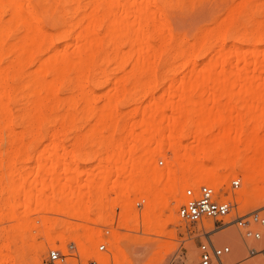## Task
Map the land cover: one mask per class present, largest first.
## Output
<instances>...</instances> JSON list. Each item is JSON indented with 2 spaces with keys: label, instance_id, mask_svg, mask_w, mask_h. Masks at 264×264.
<instances>
[{
  "label": "bare ground",
  "instance_id": "6f19581e",
  "mask_svg": "<svg viewBox=\"0 0 264 264\" xmlns=\"http://www.w3.org/2000/svg\"><path fill=\"white\" fill-rule=\"evenodd\" d=\"M73 1L76 3L74 5L72 4V7H69L71 10H68L66 8L68 6L65 7L64 5L72 3V0L68 3L65 0H0V146L6 141L10 143V147L12 146L18 149L23 147L25 149L24 146L26 147L27 144L22 145L23 143L21 142L24 138H26V141L30 138L34 142V138L38 141L37 138L42 140V138L47 137L53 143L58 133L56 130H52L53 132H51L44 124L46 125L51 119L56 120L59 118L65 122L73 121L77 117L73 110V108H77V97L75 100L70 92L63 96L59 94L62 88L65 89L67 87V83H73L72 81H68H70V76L73 78L74 75L79 77L75 78L74 76L76 79L74 83L80 87L77 93L82 91L79 94L80 97L77 95L78 99L82 100L81 107L94 116L91 131L89 130V132L81 136L88 138V140L90 137H93L90 140L96 137L97 139L95 140H99L102 143L107 136V134H105L106 136L104 135L103 129L106 128L105 131L108 133L107 128L109 127L111 130V126L113 128L112 130H114L121 125V116L122 118L125 117L123 116L124 113L120 112L121 109H118L119 104L124 102H126V105L127 102L128 104L134 103L137 97H135V94L138 95L137 92L142 96L152 94L151 92H153L152 90L156 86L153 88L152 85L154 83L152 84L151 81L153 82L154 79L158 81L160 78L155 77L157 76L155 75L157 62H161L160 64L162 65H159V67L162 66L161 68L167 74L174 68L176 71V67H179V65L188 66L187 68L189 69L185 67L188 72L187 77L186 75L183 78L179 76L181 80L177 84L174 81L176 78L170 76V80L173 78L172 81L176 85H173L172 83L174 82L170 81L171 83L169 82L168 87L166 84L163 86L166 87L164 88V92L162 90L163 95L160 92L156 95L157 99H154V97L150 100L148 99L146 104L139 105L141 106L139 112L140 117L136 121L137 125L140 126L138 131L131 126L119 138H114L109 135V132L108 135L111 137H108L109 139L107 138V140L105 139L107 142L102 143V145L105 148H111L109 149L110 152L104 157V162L96 167L97 173L102 172V174L99 173L102 177L104 175L103 182L106 183V179L115 171L117 173H124L128 169V165L126 164L129 163V170L126 172L129 176L134 175L133 172L136 173L138 171L136 169L140 166L138 165L139 162L142 165L141 169L139 168L138 173H136L137 175H134L138 179H132H135L133 180V184L135 185L133 189L140 192L142 196L135 201L143 203L144 198L146 205L140 213V218L135 214L133 218L134 225L132 226L137 231L140 229L144 233V235H141L143 238L140 241L143 240L141 242H144L147 251L145 254L148 255L146 264L151 260L161 259L162 254L171 250L174 246L171 240L159 243L156 248H152L151 244L153 241L160 239L157 235L167 234L168 231L165 230V224L168 219L172 220L171 222L182 219L177 213L176 206L181 201L180 188L183 186H195L198 183L214 182L220 175L219 168L231 169L235 174L238 170H241L243 171V183L237 193L239 199L238 204H247L249 201L258 204V202L263 201L264 134H260L259 130L264 126V0H225L224 2L222 0L221 2L223 4L218 9L219 12L216 13L218 11L217 9L213 10V14L210 12V17H207L209 15L206 16L209 21L206 24L198 25L197 29L191 32V36L189 37L192 39H189L190 41L186 40L188 38L186 35L179 36L177 33V35L173 34L171 29L173 23L170 13L172 12L171 9H177V5L180 4L182 6L184 1L190 3L194 0H87L85 4L80 3V0ZM4 13L7 15L3 16L2 14ZM75 13H79V15L73 19L72 14L74 15ZM43 18L55 31L48 32L45 29ZM198 56L201 58V61H198ZM108 61L113 63L111 64ZM107 62L111 64L109 67L105 65L108 64ZM177 62L179 65H177ZM114 63L116 67L114 65L113 70H120L121 73L118 75V71L114 76V71H112L111 73L114 78L108 75L113 78V83L112 85L108 83V89L110 86L111 88L106 94V91H100L105 96L102 97L104 98L103 103L100 106H96L92 93L98 92L93 89V92L90 93L89 87V91L85 88L87 84L83 83L85 82L83 80H86L84 77L90 71H93L91 73L95 76L101 72L105 74L104 69L100 68V66L102 67L104 65L109 69L110 67L112 68ZM126 64L129 67H126ZM95 65H98L97 67L100 68H96V72H99L98 74H95ZM179 68L177 69L178 72ZM105 71L107 72V68ZM160 72H158V75H161L162 72ZM77 73L82 76H79ZM101 74L99 77H101ZM146 74L152 77H147L148 75ZM167 74L161 75V79ZM93 75H91L92 78L90 77V79L95 77ZM105 75L107 76V74ZM132 76L133 79H131ZM143 76L146 77L142 78ZM167 76L169 78V75ZM81 77L83 79L80 80ZM96 77L94 80H96ZM102 78L104 77H101L100 80ZM94 80L90 82V84L92 83V87L94 86L93 83H95ZM163 80L162 82H165V79ZM109 81H100V84L104 82V85ZM97 82L95 83L96 85L99 84ZM150 84L152 85L149 90ZM154 85L157 84L155 83ZM76 86L74 88H77ZM98 87L103 86L99 85ZM71 88L68 89L70 90ZM139 88H142V94L138 91ZM68 89L66 88L65 90ZM100 92L98 96L101 94ZM194 93L198 95L196 96ZM211 93L212 96H209ZM151 96H154V94ZM151 96L147 97L151 98ZM222 96L225 97L224 101L226 106L227 104L230 106L229 104L232 102L235 103V100L233 101L235 98L236 101L239 100L242 104L246 105L248 110L253 112V117L249 115L252 117H249L251 119L249 125L248 123H246L247 125L240 124L242 121L239 116V120H237L241 122L237 123L238 121H236L237 126L235 123L233 124L235 125L234 127H232V123L229 124L231 126H228L227 124L230 121H225L226 125H222L221 123L224 122L222 119L219 120V118L211 117L212 114L210 112H205L207 111L205 108L210 102V106L215 105L214 107H220L219 103H221ZM13 107L14 109H12ZM136 107L135 105L134 108ZM77 109H79V106ZM167 109H170L173 115L164 125L162 124L161 117ZM87 112L83 111V113H86L84 115L78 110L77 113L82 115L80 119L81 116L79 117L78 114V121H86L84 119L88 116ZM121 113L122 115H120ZM193 113H197L198 115L196 120H193ZM92 117L90 116V119ZM222 118L224 119V115ZM233 118L236 119L235 117ZM249 118L247 119L249 120ZM43 121H45L44 124L42 123ZM122 125L124 128L127 124ZM219 125L221 127H218ZM215 126H217V129L215 128L217 131H214ZM187 136L192 138L190 139L191 141H184ZM75 138L76 140L74 141L77 142L78 138L76 136ZM16 139L18 141L21 140V144H19L20 142L17 143L18 141L15 142ZM79 141L81 140L79 139ZM77 143L80 145L79 142ZM53 145H49V148L50 146L51 148L54 147ZM79 145L77 150H75V154L79 156L80 160L84 161L90 158L91 154L83 151L84 149H81L82 145ZM138 147L143 150L142 153H151L149 161L152 159V165H150L151 163H149L147 158L146 161L142 160L143 157L141 158L139 156L141 150L138 151ZM31 148L32 146L29 149L31 150ZM165 149H169V152L171 151V154H169L171 159L165 158L164 161ZM44 150H47L46 146L42 147L38 154L40 155ZM135 150L138 152L136 153ZM14 151L17 152L15 149ZM158 153L160 155L164 154L162 156L163 158L161 157L160 159L165 163L161 161L162 167L159 165L160 168H158L157 164L159 163L156 160ZM154 155L157 156L154 158ZM1 158L0 165L3 164ZM133 158L137 160L136 162L138 164L135 162L137 166H134L135 163L131 166L130 160ZM153 159H155L154 165L157 163V169L152 171L153 168H150L151 171H149L150 169L148 170L144 163L146 162V164L149 163L148 165L154 166ZM166 159L170 160L171 165ZM25 160H27V157ZM63 164H65L64 161ZM36 166V170L42 172L39 175L36 171L38 176H41L40 178L45 174L52 176L50 183L40 188L36 194V197L42 198L45 196L44 189L55 187L54 182L57 180L59 173L56 170L55 164L52 162L37 159ZM130 167L136 169L132 171ZM114 169L115 171L112 172ZM142 169L148 170L149 172L142 173ZM62 170L64 172L68 170L73 172L72 175L68 176V179H76L77 181L80 178L77 164L68 167L67 163V165L62 166ZM184 170L185 173L183 172ZM180 171L181 174L175 175L176 172L179 173ZM155 172H157V175H155ZM92 173L95 175L96 172ZM92 173L89 174L91 175ZM96 177L93 176V178ZM100 177L97 178L99 179ZM27 179H29V176ZM98 179L93 180L99 181ZM119 179L118 183L120 181ZM180 179L183 181L182 184H179ZM93 180L91 179V184ZM168 180H174L175 182L173 183L172 189L166 191L163 195H157L154 190V187H157L156 183H163ZM115 181L117 183V180ZM118 183V186L116 185L119 188L117 192L121 196L126 195L125 197H127L129 192L128 184L123 183V180ZM98 188H95V192L99 190L97 192L99 194L102 190ZM8 189L12 192L11 199L14 201H17L20 196L29 198L31 195V190L28 185L25 186L22 183H11ZM218 190L215 189L219 196L222 197V191ZM59 191V197L61 198L60 193L62 192ZM76 191L75 193L74 189H70L71 195L65 198V202L62 205L58 204L57 200L54 199V195L50 196L49 199L46 198L48 210H58L63 213L64 211L70 210V215L72 211L74 214H79L81 210L79 203L84 201L80 190L78 189ZM102 193L106 198L107 193L105 190ZM226 194L227 196L231 195L229 190L226 191ZM73 195L76 198L75 200H73ZM170 196L176 203L169 209L168 218L162 220L159 215V210L167 204L168 197ZM59 197L57 196V199ZM106 199L104 200L105 203L103 206V200L101 196H98V207L100 206V210L103 207V210L108 207L109 204ZM9 200L7 199L6 202H9ZM240 200H242V203H240ZM120 201L122 202H120L121 205L116 201L119 207L122 205L125 206L124 201L128 202V200ZM135 201L133 204H135ZM87 207H89V204H87ZM174 208H176V211H174ZM101 212L105 213V211ZM82 213L79 215L82 216ZM102 214L100 215L102 216ZM8 217L19 218L15 229H20L19 233L21 238L19 240H21L22 244L19 247L17 243H14V246L11 247L12 242H10V238L14 242L15 239H13V236L12 238L10 237L11 235H8L2 244L4 254L0 257V264L7 262L10 264H21L24 261L23 254L26 252V250L24 251L25 246L34 250V254L30 257L34 262L33 264L37 263V261L39 262V256L44 246L42 241L38 240H34L38 243L40 242L39 244L37 243L36 247L32 243L27 242V238H30L33 234L32 228L37 229L38 232L41 230L46 232L44 238L49 243L54 241V238H63L62 233L59 232V234H55V237L47 233L49 227H53L52 225L54 224L52 223L51 216L40 215L34 216L31 219L28 216ZM36 220H38V223ZM204 222L208 226L212 225L210 220H204ZM117 225L131 228L126 217H120L117 220ZM71 228H73V225L70 222L65 224V229L69 230ZM96 232L92 231L86 236L84 235V239L86 241L88 240V244L85 243V240H80L81 249L76 246L80 261H85L89 257H95L97 259L107 257L106 253L94 250L89 245V240L97 235ZM223 232L229 238L239 241V237L235 231L224 229ZM29 233L32 234L30 235ZM167 235L170 237L174 236L172 230L171 232L169 230ZM114 237L111 240L112 246L110 245L112 248L111 255L119 263L118 257L125 258L126 254L122 247L118 246V242H115V239H117L116 235ZM185 245L188 254L191 255L194 247H191L189 243ZM127 258L125 259L129 264L135 263L134 261H132L133 263L130 262L128 260L129 258Z\"/></svg>",
  "mask_w": 264,
  "mask_h": 264
},
{
  "label": "rangeland",
  "instance_id": "374dc122",
  "mask_svg": "<svg viewBox=\"0 0 264 264\" xmlns=\"http://www.w3.org/2000/svg\"><path fill=\"white\" fill-rule=\"evenodd\" d=\"M65 1L68 3L71 0L70 1L69 0L68 1L65 0ZM82 1H84V2H82ZM221 1L222 0H196V2H195V0H194L193 2H190L189 1L190 3H188V1H184L182 3L183 4L182 6L179 4V5H177V9H174V10L171 9V11L174 12V13H172V12L170 13L171 16H172L173 26H172L171 29H172L173 34H175V35L179 34V36H185L186 35V37H188V38H186V40L190 41L192 39V38L189 37V36H191V32L194 29L196 30L198 25L206 24L209 21L208 18L210 17V15H209L210 12L213 14V10H216V9L218 10L220 8V6H222V4H223L222 2H224L225 0H223L222 2ZM86 2H87V0H80V3L85 4ZM75 3L76 2H74L72 0V3H68V5L66 4L64 6L65 7L68 6L66 8L68 10H71V9H69V7H72L71 5L72 4L74 5ZM188 4H190V5H188ZM69 12L70 11H68V13ZM218 12H219V10L216 13H218ZM70 14H71V12H70ZM70 14H68V15H70ZM2 15L3 16H6L7 14L4 13ZM78 15H79V13H75L74 15L72 14V18L73 19L74 18H77ZM207 15H209V16H207ZM206 16L208 18H206ZM43 25H44L45 29L48 32L49 31H51V32L55 31L54 28H52L47 22H45L44 18H43ZM181 31H183V32H181ZM182 33H184V35H182ZM197 58H198V61H201V58H199V56ZM109 63L108 64H105V65H107L109 67V65H111L113 62H111V64H109ZM160 63L161 62H157V67H156L157 71H155V75H157L155 77H157V78L160 77L159 78L160 81L159 80L157 81V79H154V81L153 82L151 81V83L152 84L153 83L154 84L156 83L157 85L150 84V86H149V90L151 89V85L153 86V88L156 86L152 90L153 92L154 91L155 92L154 93L151 92L152 94H149V95H146V96H142L136 90V92H137L138 95L135 94V97L137 96L136 98H138V99L136 100V98H135V102L134 103L132 102V103H129L128 104V102H127V105H126L125 104L126 102H124V103L119 104L118 105V109L119 110L121 109L120 112H122V113L125 114V115L123 114V116H125L126 119H124L125 117L122 118V116H121V118H120L121 119L120 120L121 125L119 127L115 128L116 130L115 129L112 130L113 128L111 126H110L111 130H110L109 127H108L107 130L110 132V134H109V132L107 133L105 131L106 128L103 129L104 135L107 134V136L105 135L106 137L104 138V141H102V143L107 142V141H105V139L107 140V138L109 137V135L113 136L114 138L115 137L116 138L122 137L126 133L127 129L129 127H131V126H133L134 129L136 131H138L140 129V126L137 125V122L136 121L140 117L139 116L140 115L139 112H140V107L141 106H139V105L146 104L148 99L150 100V99H152L154 97H155L154 99H157L156 98V95H158L160 92H161V94L164 92V90H165L164 88H166V87H163V86L165 84H166V86L167 85L169 86V84L171 82H174V81L177 82V84H178V82L181 80L180 77L183 78V76H185V75L187 77V74H188L187 69H189V68H187L188 66H183V65L180 66L178 64V62H177V65H179L180 68L178 66L176 68L177 69L179 68V72L177 71V69L175 71V68H174L171 71L172 73L169 71V73L167 74V73H165V70H163V68H161L162 66L159 67V65H162ZM100 65H103V64H100ZM114 65L116 67V64L114 63L112 65V68L110 67L111 69L110 68L108 69V67L107 66H104V65L102 67L100 66V68H103L104 69L105 74H107V76H106L102 72H101L102 74L98 72L99 75L101 74V77H104V78H102V80H100L101 77H99V75H96L97 77L95 75H93L91 73L93 71H90L89 73H87V75L85 74L86 77L83 76L84 78H86V80L85 79L83 80V81H85L83 83L84 84L85 83L87 84V86L84 85L85 88L88 89V87H89L90 93L93 92V89H94L98 93L100 91L101 92L106 91L105 92V94H106L108 92V90L111 88V86H110L109 89H108V85L109 84L112 85V83H113L112 80H113L114 76L117 74L116 72L119 71L118 72V75L121 73L120 70H116V71L113 70L114 69V67H113ZM97 66L98 65H95V69H94L95 70V74L97 73L96 72V68H99ZM105 67L107 68V72L105 71L106 70ZM126 67H129V65L126 64ZM183 68H184V70H182ZM158 69H159V71H158ZM112 71H114L113 72L114 76L111 73ZM158 72H160L161 75H165V74L169 75V78H168L167 75L164 76L163 79H165V82H162L164 80L161 79L162 76L160 74L158 75ZM72 74H73V72H72ZM172 74H175L177 77L175 75L172 76ZM91 75H93V77L95 76L96 77V80L98 82L96 80H94L95 77L93 79H90V77L92 78ZM108 75L112 76L113 78L109 77ZM146 75H148V74H146ZM74 76H73V78H71L72 76H70V78H69L70 81H68V82H71V81L73 83L76 82L74 80H76L75 78L77 76H75V78H74ZM79 76H82V75H79ZM149 76L152 77L151 75H148L147 77H149ZM170 76L171 77H175L176 79H174V81H172L173 78L170 80ZM106 77H109V78L105 79ZM145 77L146 76H143L142 78H145ZM77 78H79V77H77ZM167 78H168V80H167ZM81 79H83V78L81 77L80 80ZM109 79H110V81H109ZM131 79H133V76H132ZM92 80H94L95 83L97 82L99 84L96 85L95 83H93L94 86L92 87V83L90 84V82ZM104 80L105 81L107 80L109 82H107V84H104V85H103L104 82L102 84H100ZM155 81H157L158 83L155 82ZM159 82L162 83V84H160ZM175 82L172 83V84L173 85H176ZM73 83H67V87H65V89L66 88L67 89L68 88H71V86H72V88L70 90L68 89L69 91L68 90H65L64 88H62L59 94L61 96H63V95H65V94H67V93L70 92V94L73 95V97H74L75 100H76V97H77V108L79 106V109L73 108V110H74L75 116L78 117V114H79V117L81 116L80 117V119H81L82 118V115L80 113H83V111L84 112H87V111L82 109V107H81V105H82L81 101L82 100H79L78 99V96H79V94H81L82 91L79 92V93H77L80 90V87H78L79 85L76 86L75 83L74 84ZM70 84H71V86H70ZM158 84H160V86H158ZM73 85H75L77 88H74L75 86H73ZM90 85H91V88H90ZM99 85L100 86L102 85L103 87H98ZM105 87H107V88H105ZM157 87H158V90H157ZM72 89H73V91H72ZM89 89H88V91H89ZM141 89L139 88L138 91L141 92V94H142L143 91ZM162 90H163V92H162ZM63 91H66V92H63ZM95 93L94 92L92 93L94 95L93 97L95 99V104H96V106H100V104L103 103V99H104L102 97L105 96V95L101 93L98 96V93H96L97 96H98V98H99V100H97L98 98H96L97 96H95L96 95ZM153 94H154V96H151ZM194 95L197 96L198 94L197 93H194ZM147 96H149V97L151 96V98H148ZM209 96H212V93ZM144 97L147 98V99L145 98L146 99V102H145ZM224 98L225 97H223L221 99V103H219L220 107L218 106V104H216L218 107H214L215 105L210 106L211 105V102H210L209 103L210 105L208 104L209 107L207 105L206 108H205V110H207V111H205V110L204 111L205 112H210L212 114L211 117L213 116L215 118H219V120L222 119L224 122L225 121H228V122L230 121L227 124L228 126H231L229 124L232 123V127H234L236 125V121L239 120V117H240V120L242 122L241 121H238L237 123H240L241 122L240 124H242V125H245L246 123H248V125H249V121L251 120L250 118H252L254 116L253 112H251L250 110H248V108H246V105L242 104L239 100L236 101L235 98L233 99V101L235 100V103L232 102L231 104H229L230 106H228V104L226 106L225 105L226 103L224 101L225 100ZM97 104H99V105H97ZM135 105L137 106L136 108H134ZM210 107H212V108H210ZM12 109H14V107ZM211 109H212V112H211ZM219 109H220V111H219ZM78 110H79L80 113H77ZM213 110H215V111L213 112ZM60 112H62V111L60 110ZM122 113L120 115H122ZM83 114L85 115L86 113H83ZM87 115L88 116L86 117V119H84L86 121H78L77 117H75L76 119L73 120L74 122L73 121H65V122H63V121H61L58 118L59 120L58 119H56V120L55 119H51L50 122H48L45 125L44 124L45 121H43L42 123L44 124V126H46V128H48V130H50L51 132H53L52 130H56L57 131L58 136L54 138V142L55 143L54 142L51 143L50 142V139L47 138V137H45V138H42V140H39V138H37L38 141H36L35 138H34L33 139L34 142L30 138L27 141H26V138H24L22 141L21 140L18 141V139H16L15 142L18 141L17 143H19L21 141L23 143L22 145H24V144L26 145L27 144L26 147L24 146L25 149H23V147H20V149L15 148V147H12V146L10 147V143H7L6 141L1 144L0 149H2V150L0 151V154H1L0 157H2L1 159L3 161V164L0 165V216H1L0 217V257L4 254V248H3L2 244H3V241L6 240V238H7L8 235L9 236L11 235L10 237L13 236L14 238L13 237L12 238L15 239V242H14L9 237L10 238V242H12L11 247L14 246V243H17V246H19V245L22 244L21 243V240H19L21 238V235L19 233V230L20 229H17V228H16L17 230L15 229L16 224L19 221V218H9L8 216H18V217H20V216H28L31 219L34 216H40V215L44 216V215H46V216H51V220L53 221L52 223H54L52 225L53 227H51L52 229L49 227V230H48L47 233L50 234V235H53L55 237V234L57 235V233L59 232V233H62V237L63 238L62 239L54 238L53 239L54 241H52L51 243H49V242H47L45 240L46 238H44L46 232H44L43 230H41L40 232H38L37 229L32 228V232H33L34 236H33L32 233H29L30 235L32 234L30 236V238L32 237V239L30 240V238H27V242H29L30 244L32 243V245L34 247H36L37 246V243H38L36 241L38 240V241H42L43 246H44L43 247V250L41 251L40 256H39V262L37 261V263H35V264H43V261H44V258L46 256V252H47L48 248L54 247V246H60L63 250H66V244L69 241H71V240H74L76 246H78V248L81 249V247H80L81 244L79 243L80 240H85V243L88 244L87 243L88 240L86 241V239H84V235L86 236L88 233H90L92 231H95V232L97 231L96 232L97 235H95L91 240H89V245L94 250H96V244L99 241L103 240V239L107 241L108 245H111L112 246L111 240L113 239L114 235H116V238L117 239H115V242L116 243L118 242L117 243L118 246L122 247V249L124 250L126 256L129 259L126 256H125V258H127L130 262L134 261L135 262L134 264H143V263L146 264V262H147L146 259H147V256L148 255H145V254H146L147 251H146V248L144 246V242H141L143 240L140 241V239L143 238V236H141V235H144V233L140 229H138V231H137V229H134V227L132 226V225H134L133 224L134 223L133 218H134L135 214L138 216V218H140V213L142 212V210L145 208V205H146L144 198H143V203H141L137 207H135L134 204H133V202L136 199L142 197L141 194H140V192L135 191V189H133L135 187V185L133 184V182H134L133 180L138 179V178H135L134 175H137L136 173H138L139 168L141 169L142 165L140 164V162L138 164L136 162L137 160H134V158H135L134 157L132 160H130L131 161L130 164H132L131 166H133L135 162L138 165H140L138 169H136L135 167H133V168L136 169V171L138 170L136 173L133 172L134 175L129 176L126 173L129 170V163H128V164H126V165H128V167H127L128 169H126L124 171V173L121 172L122 173L121 174L119 171H118L119 173H117L115 171V169H114V170H112V172L115 171L114 172L115 174L111 172L112 174H110L111 176L109 175V177L106 179V183L103 182L104 175H103V177L101 175H99V173L102 174V172H98L97 173L96 167L99 164H102L104 162V157L110 152L109 149H111V148H108V147L105 148L104 145H102V143L99 142V140H95V139H97L96 137H94L93 140H90V139L93 138V137H90V139L88 140V138H83L81 136L84 133L89 132V130L91 131V128L93 127L94 116L92 114H90L89 112H87ZM120 115H119V117H120ZM172 115H173L172 111L170 109H167V111L165 112V114L161 117L162 124L165 125L171 119V116ZM223 115H224V119L222 118ZM249 115L250 116L252 115V117H250ZM90 116L91 117L93 116V117L90 119ZM192 116H193V120H196L198 118L197 117L198 116L197 113L196 114L193 113ZM230 116H232V117L230 118ZM227 117H228V119H227ZM233 117H235L236 119H234ZM247 118H249V120ZM246 120H248V121H246ZM122 121H123V123H122ZM243 121H245V122L243 123ZM224 122H222L221 124L222 125L223 124L226 125V122L225 123ZM234 123H235V125H233ZM122 124H124V125L127 124V125H125L126 127L124 126V128H123V125ZM218 127H221V126L219 125ZM215 128L217 129V126L214 127V131H217ZM263 131H264V126H262L260 128L259 133L260 134H262V133L264 134ZM75 136L78 138V141L77 142H79L80 145L76 141H74V140H76ZM187 137L184 139V141L185 142L191 141L190 139H192V138L189 136L188 139H187ZM79 139L81 141H79ZM83 140L84 141L86 140V141L84 142ZM96 141H97V143H96ZM21 142L19 144H21ZM32 142L35 143V144H33ZM99 143H101V144H99ZM31 144H33L34 146L31 145ZM48 144L49 145L54 144L53 145L54 147L51 148V146H50V148H49V145ZM78 145L79 146L82 145L83 148L81 147V149H84L83 151H85L87 153L89 152V154H91V157L88 158V159H86V160H84V161H81L80 158H79V156H77L75 154L76 153L75 150H77ZM31 146H32L33 149L31 148V150H30L29 148ZM45 146H46V149L47 150L46 151L44 150V152H42L39 155L38 154L40 152L39 150L42 147H45ZM138 148H137L138 151L141 150V152L139 153L140 154L139 156L141 158L143 157L142 160H145L146 161V158H147L148 161H149V158H150L151 153L150 152H146V153L143 152L142 153L143 150L141 148H139V149ZM14 149L17 152H15ZM137 150H135L136 153L138 152ZM3 152H4V154H2ZM135 152H134V154H136ZM170 152H169V149H165V155L164 154H161L160 155L158 153L157 155H158L159 158L157 157L156 160L160 159L163 155H164V159H163L164 161H165V158L171 159L170 158L171 156L169 155V154H171ZM42 154H43V156H42ZM92 154L93 155L95 154L94 155L95 157ZM141 154H143V155L141 156ZM146 154H147V157H146ZM38 156H39L40 159L38 158ZM156 156L154 155V158ZM26 157H27V160H25ZM140 157H138V158H140ZM138 158H136V159H138ZM37 159L38 160H41L42 159V161H46V162L47 161L48 162H52L53 164H55L56 170L59 173V175L57 176V180L54 182V186L55 187L53 186L54 188L44 189L45 191H43V192H44V195L45 196H43L42 198L36 197V194H37V192H39V189L40 188H43L44 186H46V185H48L50 183V181L52 180V176L50 174H48V175L45 174L42 177L43 179L40 178L41 176L40 177L38 176V174L39 173L41 174L42 172L41 171L38 172L36 170L37 169L36 168L37 167L36 166ZM154 160L155 159H153V165H154V162H155ZM166 160L170 164V160H168V159H166ZM63 161H64L65 164H63ZM150 161H149V163H151L150 165H152V161L151 162ZM164 161H163V163H165ZM167 161H166V163H167ZM67 163H68V167H72V166H75L77 164L78 171H79V174H80V178L77 181H76V179H68V176L73 174V172L71 170H68L66 172H64L62 170V166L63 165H67ZM136 163H135L134 166H137ZM149 163L146 164V162H145L144 165L147 166L148 170L150 168H153L152 171H155V169H157V166H156L157 163H159V164H157L158 165V168H160L159 165L160 166L162 165V163H160L159 161H157V163L154 166L148 165ZM164 165H163V167H164ZM167 167H168V165H167ZM144 168H145V166H144ZM147 168H145V169H147ZM164 168H166V167H164ZM135 169H132L131 168L132 171H134ZM92 170H94V171H92ZM148 170L146 171V170H143L142 169V171H143L142 173H147V172L151 171V169L149 171ZM36 171L38 172V174L36 173ZM69 171H71V172H69ZM88 172L89 173H92V172L95 173L96 172V173H95V175H93V173L90 175ZM183 172L185 173V170ZM219 172H220L219 177L214 182H210V184L213 186L214 189H219V190L222 191V195H223L222 198H230V199H232L235 202L236 209H237V214L247 213V212H249L251 210H255L259 214L264 215V200L258 202V204H254V202H251V201H249V202H247V204H245V203H242V200H240L241 201L240 203H242V204H238L239 203V199L237 197V193H238V190L241 188L242 183H243V179H242L243 178V176H242L243 175V171L238 170L237 173L235 174V173L232 172L231 169H227L226 170V169L219 168ZM35 173H36V176H35ZM125 173H126V175H124ZM96 174H97V177H100V176L101 177L98 179L96 177ZM179 174H181V171L179 173L178 172L175 173V175H179ZM30 175H31V180H30ZM155 175H157V172H155ZM28 176H29V179H27ZM93 176H95L96 178H93ZM124 176H125V178H124ZM121 177H122L123 183L125 182V183L128 184V189H129L128 191L129 192H128V196L127 197H125L126 195H124V196L122 195L121 196L119 194V192H117L119 188L116 187V185L118 183V179L119 178H120L119 179L120 180L119 183L122 181L121 180ZM233 177H239L240 178V184L237 187H231L230 186V179L233 178ZM25 178H26V180H25ZM132 178H135V179H132ZM91 179L92 180L93 179H98L99 181L93 180L94 183L92 181V184H91ZM107 180H108V183H107ZM115 180H117V183H116ZM174 180H170V181L168 180L167 182H163V183H161V182L160 183H156L157 187L155 186L154 187V190L156 191L157 195H163V194H165L166 191L171 190L172 189V186H173V183H175ZM179 181H180L179 184H182L183 181H181V179ZM129 182H130V184H129ZM11 183L12 184L22 183L25 186L28 185V187L31 190L30 191V194H31L30 197L29 198H24L23 196H20V198L17 201L12 200L11 199L12 192H10V190L8 189L9 188V185H11ZM100 183H102V184H100ZM221 183H222V185H221ZM96 184H99V185L96 186ZM103 184H105V185L107 184L106 187ZM92 186H93V188H91ZM98 186H100L99 188L102 190V191L100 190L101 192H99V194L101 193V195H99L97 193L99 190H97V192H95L96 191L95 188L96 187L98 188ZM185 186H187V185H185ZM185 186H183L182 188H180L181 198H182V189ZM106 188H109V189H106ZM70 189H74L75 190V193L77 192L76 190L79 189L80 192H81V194H82V196H83V201L84 202H80L79 203V206L81 207V210H80V213L79 214L81 215V212H83L82 213V216H80L78 213H75L74 214L73 211H72V214L70 215L69 214V211L70 210L69 211H64V213L62 211L60 212V211H58L56 209H55L56 211H54V210H48V208H47V204L48 203H47L46 198L49 199L50 196H53L54 195V199L57 200V202H58L59 205H62L65 202V198L67 196H70L71 195ZM54 190H55V192H54ZM59 190L62 192V193H60L61 198L59 197V193H58ZM104 190L107 193L106 198H108V199H106L105 196L102 193ZM227 190H229V192L231 194L230 196H227V194H226V191ZM56 193H57V196L59 197L58 199H57ZM97 195L98 196H101V198L103 200V203H102L103 206H104V203H105L104 200L105 199H106V201L108 200L107 202H108L109 205H108V207L105 208V210H103V208H104L103 206H102L103 208L101 210H100V206L98 207L99 200H98V196ZM75 196H76V194H75ZM75 196L73 195V197H74L73 200L76 199ZM120 198H122V199H120ZM7 199H10L9 202H6ZM120 200H122V201L128 200V202L124 201L125 202L124 203L125 206L122 205L125 208H123L122 206L119 207V205H121V203H122ZM116 201L119 203V205H118V203ZM127 203H128V205H127ZM175 203H176V201L171 196L168 197L167 204L165 206H163L161 208V210H159V215L161 216V219L162 220H164L165 218L166 219L168 218L167 216H169V212H170L169 209L172 208L175 205ZM87 204H89V207H87ZM85 205H86V207H84ZM105 206H107V205H105ZM112 208H114V209H112ZM101 211H105V213L104 212H101ZM174 211H176V208H174ZM100 214H102V216ZM77 216H80V217H77ZM120 217H126L128 219V224H129V226L131 228H126V227L118 226L117 225V220ZM132 220H133V222H132ZM171 221L172 220H170V219H168L166 221L165 230L168 231L167 234L169 233V230H170V232L172 230V234L174 236L170 237L166 233H165L166 235L165 234H163V235L162 234L157 235L160 239L153 241L152 244H151V246H152V248H156V246L159 243L165 242L167 240H171V242L174 244L173 248L171 250L167 251L166 253H163L161 259L151 260L148 264H190V262L192 261V259L195 257V254H196V242H197V235H196L197 234V231H196V229L198 227L197 223L186 222L183 219H180L179 221L178 220H175L174 222H171ZM36 222L38 223V220H36ZM68 222H70L73 225V228H71L69 230L65 229V224L68 223ZM115 224H116V226H115ZM224 229H231V230L235 231L236 234L239 237L238 238L239 241L238 240H234L233 238H229L228 236H226L225 233L223 232ZM106 230H107V232H106ZM29 234H28V236H29ZM211 236H212L213 240H216V238H219L220 237L219 240H224V241H226V242H228L230 244L231 249H232L231 250L232 251L231 252V255L233 256V257L231 256V258L233 260L237 259L238 260L237 264H258L259 262H261V259H260L259 254L253 255L251 257L242 258L246 254V245L244 243V240L242 239V236L237 231V229L234 227V225H227V226H225V228L223 227L219 231L212 233ZM234 238L236 239V237H234ZM263 238H264V227H263ZM34 240H36V241H34ZM186 243H189L191 245V247H194L193 253L191 255H189L188 252H187V248H186V245H185ZM78 244H80V245H78ZM25 250L28 253L24 252V254H23L24 255V257H23V260L24 261H22L21 264H33L34 262L32 261V259H30V257H32L31 256L32 254H34V250L32 248L27 247V246L24 247V251ZM31 252H33V253H31ZM21 258H22V256H21ZM125 258H122V257L119 256L118 257L119 263L120 264H129V262ZM23 262H25V263H23ZM2 264H10V263L7 262V263H2Z\"/></svg>",
  "mask_w": 264,
  "mask_h": 264
},
{
  "label": "built area",
  "instance_id": "2783aa9c",
  "mask_svg": "<svg viewBox=\"0 0 264 264\" xmlns=\"http://www.w3.org/2000/svg\"><path fill=\"white\" fill-rule=\"evenodd\" d=\"M158 161L161 163L162 159ZM239 184V177L230 179L231 187H237ZM140 204L141 202L135 201L134 206ZM177 213L186 222L198 225L196 254L190 264H237V259H231L230 244L219 240L220 237L213 240L211 236L227 225H234L244 240L246 254L242 258L259 254L261 262L258 264H264V215L255 210L237 214L235 202L230 198L220 197L210 183L185 186ZM204 220H210L212 225H206ZM111 249L103 239L96 244V250L103 251L107 257H89L80 261L75 242L71 240L66 244V250L60 247L48 248L43 264H119L112 257Z\"/></svg>",
  "mask_w": 264,
  "mask_h": 264
}]
</instances>
